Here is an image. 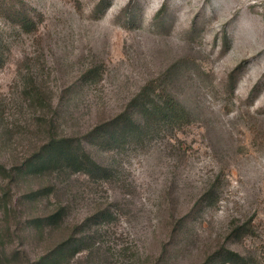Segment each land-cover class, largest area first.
Here are the masks:
<instances>
[{"label": "rangeland", "instance_id": "obj_1", "mask_svg": "<svg viewBox=\"0 0 264 264\" xmlns=\"http://www.w3.org/2000/svg\"><path fill=\"white\" fill-rule=\"evenodd\" d=\"M0 58V165L57 136L114 171L0 179V264H264V0H0ZM148 85L190 124L107 125Z\"/></svg>", "mask_w": 264, "mask_h": 264}, {"label": "trees", "instance_id": "obj_2", "mask_svg": "<svg viewBox=\"0 0 264 264\" xmlns=\"http://www.w3.org/2000/svg\"><path fill=\"white\" fill-rule=\"evenodd\" d=\"M1 62V58H0ZM130 109H139V112L123 114L107 125L123 123L128 135L140 136L144 126L150 119L157 118L164 122L176 124L184 128L190 124V114L172 96L165 91L156 90L152 85L146 86L131 102ZM105 125V126H107ZM115 135L107 131L95 130L92 139L103 143L115 144ZM60 171H71L74 174H85L91 177L102 176L104 179L113 178L114 171L98 164L90 150L80 140L69 137L51 136L47 143L19 166L7 168L0 165V179L3 182L19 183L25 177L44 176L46 174ZM53 187L33 191L26 196L28 202H35L52 193ZM68 207L60 206L55 212L47 217L37 218L35 223L40 228L44 226L58 227L68 217ZM61 249L55 250L52 257L44 259V263L50 261L57 264L60 261ZM229 264L240 263L250 264L246 259L233 252H228Z\"/></svg>", "mask_w": 264, "mask_h": 264}]
</instances>
